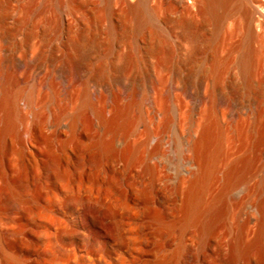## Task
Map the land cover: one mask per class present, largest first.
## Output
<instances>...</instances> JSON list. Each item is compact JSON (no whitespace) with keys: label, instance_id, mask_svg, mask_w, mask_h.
I'll return each mask as SVG.
<instances>
[{"label":"bare ground","instance_id":"6f19581e","mask_svg":"<svg viewBox=\"0 0 264 264\" xmlns=\"http://www.w3.org/2000/svg\"><path fill=\"white\" fill-rule=\"evenodd\" d=\"M112 1L106 0L109 11ZM119 1L155 39L148 0ZM195 3L218 24L239 14L227 39H240L216 63L208 101L185 140H166L170 119L162 99L155 104L163 119L138 130L131 102L97 107L73 94L51 111L50 131L52 94L22 91L0 72V264H264V176L249 186L264 143V111L253 98L243 106L253 121L225 127L217 81L232 61L245 86L262 94L253 84L264 66V2L251 0L248 10L245 0ZM87 84L102 85L98 79ZM87 107L92 122L82 120ZM187 119L182 111L181 131ZM13 138L20 144L9 152ZM173 150L182 155L185 173L157 188L164 181L161 164L171 163ZM245 210L251 215L240 221ZM222 227L228 239L214 245Z\"/></svg>","mask_w":264,"mask_h":264},{"label":"rangeland","instance_id":"374dc122","mask_svg":"<svg viewBox=\"0 0 264 264\" xmlns=\"http://www.w3.org/2000/svg\"><path fill=\"white\" fill-rule=\"evenodd\" d=\"M250 1L245 0L247 10ZM148 2L155 19V39L138 27L136 16L125 11L119 0L112 1L113 11L108 10L106 0H0V72L22 91L52 94L46 120L50 131L51 111L65 107L66 99L73 94H79L80 101L89 99L97 107L131 102L138 130L155 127L163 119L155 104L162 99L170 119L166 140H185L193 134L194 124L208 101L207 89L216 63L219 59L224 62L227 46L235 47L240 39H227L240 15L233 14L218 24L195 0H185L184 6L176 0ZM188 19L193 21L189 27L185 24ZM34 50L37 58L32 60ZM235 64L229 61L217 78L223 97L218 112L225 127L253 121L252 113L243 108L253 98L259 100L264 111V66L253 84L255 90H262L259 95L245 86ZM90 79L101 80V87H88ZM182 111L188 117L185 131L179 128ZM91 112L85 108L82 120L92 122ZM67 123L64 120L61 127ZM19 144L13 138L8 151H15ZM260 156L249 186H256L264 176V143ZM168 158L171 163L161 164L164 181L157 188L165 183L172 185L185 173L181 154L173 150ZM27 179L31 181L30 175ZM243 194L236 195L235 202ZM0 208H5L1 202ZM249 215L250 211L245 210L240 221ZM187 238L193 239L191 234ZM227 239V229L222 227L213 244ZM6 241L10 245L13 240ZM24 250L28 256V250ZM211 252L208 248L205 255Z\"/></svg>","mask_w":264,"mask_h":264}]
</instances>
